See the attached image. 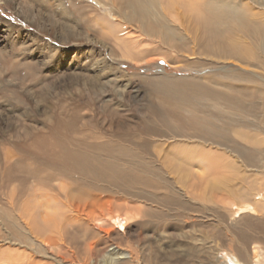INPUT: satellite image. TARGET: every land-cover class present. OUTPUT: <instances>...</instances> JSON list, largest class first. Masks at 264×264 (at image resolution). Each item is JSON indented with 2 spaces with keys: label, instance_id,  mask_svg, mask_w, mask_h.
Segmentation results:
<instances>
[{
  "label": "rangeland",
  "instance_id": "374dc122",
  "mask_svg": "<svg viewBox=\"0 0 264 264\" xmlns=\"http://www.w3.org/2000/svg\"><path fill=\"white\" fill-rule=\"evenodd\" d=\"M159 1L183 5L168 16L184 30L161 35L181 27L162 10L125 20L128 0H0V264H255L257 246L263 259L264 146L249 139L264 141V99L213 121L154 85L236 72L264 87V69L207 50V0ZM236 1L264 20V0ZM207 122L221 138L195 136ZM63 140L103 176L67 164Z\"/></svg>",
  "mask_w": 264,
  "mask_h": 264
},
{
  "label": "bare ground",
  "instance_id": "6f19581e",
  "mask_svg": "<svg viewBox=\"0 0 264 264\" xmlns=\"http://www.w3.org/2000/svg\"><path fill=\"white\" fill-rule=\"evenodd\" d=\"M192 4L193 3L191 2V5ZM199 5L197 7L195 6V10L196 13H198V17H199L198 20L200 25L202 26L203 30H205V33H207L206 34L208 41L207 43L209 44L206 45V48L208 51H214V47L221 48V50H218L219 52L217 51L218 55L220 54L225 59H235L237 60V62L246 63V64H249L248 62L252 60L256 62V65L258 63L264 69V20L253 22L251 18V17H257L258 16L257 12L247 9L246 8L247 6L243 7L242 5H240V3H237L236 0H207L205 1V3L201 4L200 6ZM181 6L175 2H169L168 4L163 6L162 4H160L159 0H128L127 9H129L130 13H126L125 20L132 21L138 17L141 18L145 17V19H152L156 21L157 17L161 16L160 13L162 12H160V10H162L165 15L164 17L169 19L172 22V24H176V22L180 24L179 21L182 20L181 18H179L180 14H182V12H180V9H182ZM253 9L256 10V8ZM169 12L178 13L179 15V16L177 15L178 18L175 19L176 17L173 18L172 16H168ZM60 18L61 20L59 22V27L61 29L65 30L67 27L70 28L72 27L71 25H69L64 21L63 17ZM182 25L183 24L181 22L180 24L181 27H178L177 25H175L174 27L173 25L172 27L169 26L170 33H168L167 30L166 32L165 30L162 29V27H160L162 31H160L159 29V32L161 33V35L177 34L181 30H184L182 29L183 27ZM241 34L242 35L244 34L246 37L250 38L248 39L249 40L248 43L250 46H247V48L246 46H242L241 44V41L238 37V35ZM148 36L150 37L153 35L149 34ZM250 43L252 44L254 43L253 46L254 48L253 47L251 48L252 45ZM216 76L220 80L217 81L218 78L216 79V77L213 76V78L211 79H213L214 81L212 80L213 82L211 84H208V86H204L195 82L193 83L187 82L188 85L185 86L183 85L184 87H181L182 85L180 86L176 85L177 81L173 83L166 79H162V80L159 79L158 82H155L154 91L159 93V92H163V90L165 91L171 90L172 92H174L175 95L178 96L180 95V97L183 99L186 98L188 102L196 103V106L198 107L199 111L201 113H204L203 115L206 114L205 116L207 117V119H209L212 116L213 121H219L218 119L220 118L219 115H222L221 116L222 118L227 117L226 119L233 120L234 113L250 112L251 109L253 108V104L255 105L254 109L258 106V104L253 102L254 97H257L258 100L264 99V87L261 86L260 84L259 85L256 84L255 81L257 80L253 79V77H251L250 75L246 76L240 73L232 72L222 77L221 76L219 77L218 74H216ZM221 79L226 80L227 81L226 83H229L230 85L227 87L223 86L226 85V83L221 85L220 84ZM262 83H264V81ZM242 86H247V87L250 86L251 88L249 87L250 89L247 90L245 87H244L245 89H243ZM167 94L169 93L167 92ZM169 97H171V94ZM206 103H210L212 105H207ZM193 106L196 107L195 105ZM224 110L225 111L228 110V111L224 113ZM197 124L198 126L200 125L199 123ZM244 125L247 128H251V123L249 122L244 121ZM194 127H196V125ZM212 127L213 125L210 124V122L205 123L204 126L197 127L196 130H194L195 136L200 140H215V139L217 140L221 138V135L220 136L218 135L219 134L218 131H214ZM224 140L225 139H223V141ZM249 141L252 143L254 148H261L262 146H264V141L254 140L253 138H250ZM60 144L63 150L66 151L65 153H63V156L67 164L70 163L82 169L84 172H88L97 176L102 175L103 174L102 171L104 169H108V166L106 167L104 166L105 167L104 169L99 168L101 165L99 166V162L97 161V158H92L85 154L75 153L70 150H67V146L64 143V140L60 142ZM262 155L263 153L260 152L255 155H251V161L254 162L260 159L261 158L260 156ZM35 225L37 231L41 233L42 229L38 227L36 223ZM45 228L47 229V231L49 230L51 231L53 229V224H50ZM54 234L55 233L53 232V235ZM51 236H48L46 240H53ZM28 240L29 239L27 237H23L24 243H27ZM46 240H42V243L46 244L47 242ZM90 247L93 248V244H91ZM64 248H65L64 243L60 242L58 243V247L54 248L55 249L54 251L55 252H57V250L62 251L64 250ZM261 251L262 249L258 246L254 248L253 260L255 264H264L263 262L264 257L262 259ZM55 256L57 255L55 254ZM18 257H20V254ZM58 257L62 259H66L65 256L63 255L61 256L58 255ZM117 257L118 256L113 257V255L111 256L108 255L107 253V255L104 258L106 259L108 264H115ZM22 259L20 257V260L17 259L13 264H44L43 262L36 261L37 259L34 258L31 260L28 259V257H26L23 260ZM260 259L262 261H260ZM240 261L245 262L246 259L244 257H241Z\"/></svg>",
  "mask_w": 264,
  "mask_h": 264
}]
</instances>
